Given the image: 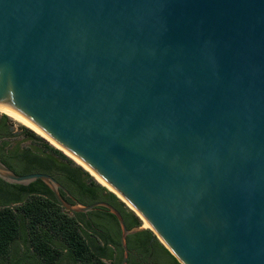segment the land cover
Here are the masks:
<instances>
[{
	"label": "water",
	"instance_id": "obj_1",
	"mask_svg": "<svg viewBox=\"0 0 264 264\" xmlns=\"http://www.w3.org/2000/svg\"><path fill=\"white\" fill-rule=\"evenodd\" d=\"M0 110L103 180L180 264H264V0H0ZM0 179H39L68 212L105 207L126 263L140 228L112 204L1 161Z\"/></svg>",
	"mask_w": 264,
	"mask_h": 264
},
{
	"label": "trees",
	"instance_id": "obj_2",
	"mask_svg": "<svg viewBox=\"0 0 264 264\" xmlns=\"http://www.w3.org/2000/svg\"><path fill=\"white\" fill-rule=\"evenodd\" d=\"M3 135L0 137V160L17 159L24 173L45 172L52 175L82 204L103 200L115 206L122 214L125 226L130 229L140 225V219L111 192L105 190L82 167L74 164L66 154L32 131L24 129L28 136L42 140L40 149L10 147L6 139L9 131L2 116ZM0 187H12L18 192L32 194L17 206L0 205V264H110L101 256H111L119 245L117 222L112 214L91 212L95 225L83 219L85 212H68L55 200L52 192L39 179L27 185L8 184L0 179ZM61 195L64 198L63 192ZM103 208V206H96ZM88 213V212H87ZM101 223L116 227V237H99L97 228ZM128 250L160 251L166 264H180L156 239L149 229L128 234Z\"/></svg>",
	"mask_w": 264,
	"mask_h": 264
},
{
	"label": "flooded vegetation",
	"instance_id": "obj_3",
	"mask_svg": "<svg viewBox=\"0 0 264 264\" xmlns=\"http://www.w3.org/2000/svg\"><path fill=\"white\" fill-rule=\"evenodd\" d=\"M3 123H4L3 117L0 116V137H1V135L4 134V132L2 131V127H1ZM5 125L7 127V130L10 131L11 125L7 124V122H5ZM3 163L6 166H8L10 169H12L17 174H26L22 171L21 164L17 159H5V162L3 161ZM31 194H32V191L18 192L17 190H15L12 187H8V188L0 187V205L1 204H9L10 206H17V205L21 204L22 201L25 200L26 198H28ZM63 194H64V198L70 202H72V198L76 199V197L73 196L70 192H69V194L71 197L67 196L65 193H63ZM94 211H96L97 213H101V214H111L106 208L105 209H103V208L93 209L92 208L91 210L87 211L88 213L85 212L86 214L83 217L85 222L90 226H94L96 223L95 222L96 219H95L94 215L91 213ZM119 213L122 217V214L120 211H119ZM115 220H116V218H115ZM116 222H117V220H116ZM100 225L101 226L97 228L99 237H101V236L102 237H107V236L108 237H116V227L114 225H112L111 223H109V224L108 223H104V224L101 223ZM117 226L119 229L118 222H117ZM127 236H126V240H127ZM118 239H119V237H118ZM160 255H161L160 251H154V250L141 251V250H138L136 248H131L128 250V254L126 257V263L125 264H166V260L163 259L162 257H160ZM100 256H101V259L103 261H107V263H110V264H121L122 263V250L118 249V248H116L114 250V252L112 253L111 256H108V257H106V255H104V256L100 255ZM62 264H66V261H62ZM75 264H82V263L77 262Z\"/></svg>",
	"mask_w": 264,
	"mask_h": 264
},
{
	"label": "rangeland",
	"instance_id": "obj_4",
	"mask_svg": "<svg viewBox=\"0 0 264 264\" xmlns=\"http://www.w3.org/2000/svg\"><path fill=\"white\" fill-rule=\"evenodd\" d=\"M0 115L1 116H6V122H7V124H9V125H11L12 126V128H11V130L9 131V133H8V136L6 137V139H7V141H8V143H9V146L10 147H18L19 149H25V148H29V149H33V150H35V149H40V148H42V146H43V142H42V140L43 141H46L48 144H50L51 146H53V147H55L54 145H53V143L51 142H49V141H47V139H45L43 136H41L40 134H38V133H36L35 131H33V130H31L30 128H28V127H26L25 125H23V124H20V123H17V122H15L12 118H10L7 114H5L3 111H0ZM24 129H27V130H30V131H32L34 134H36L37 136H39L42 140H40V139H35V138H31V137H29L28 136V134H27V132L26 131H24ZM55 148H57V147H55ZM58 149V148H57ZM66 156H68V158H70L71 159V161L74 163V164H76V165H78V166H80V167H82L81 165H79L77 162H75L69 155H66ZM82 169L84 170V171H86L93 179H95L94 178V176L91 174V173H89V171H87L86 169H84L83 167H82ZM96 180V179H95ZM97 181V180H96ZM98 182V181H97ZM101 186H103L104 188H105V190L106 191H108V192H111V193H113L117 198H118V200L120 201V202H122V204H123V206L125 207V208H127V209H130V210H132L134 213H135V211L124 201V200H122L120 197H118L114 192H112L110 189H108L105 185H103V184H101L100 182H98ZM136 214V213H135ZM137 216H138V218L140 219V225L138 226L140 229H149V230H151V228L148 226V227H144L143 226V219L138 215V214H136ZM151 232L154 234V236H156L155 235V233L151 230ZM157 239V238H156ZM159 241V240H158ZM160 242V241H159ZM106 263H107V261H105Z\"/></svg>",
	"mask_w": 264,
	"mask_h": 264
},
{
	"label": "bare ground",
	"instance_id": "obj_5",
	"mask_svg": "<svg viewBox=\"0 0 264 264\" xmlns=\"http://www.w3.org/2000/svg\"><path fill=\"white\" fill-rule=\"evenodd\" d=\"M0 111H2V110H0ZM46 139V138H45ZM47 141H49L48 139H47ZM50 142V141H49ZM51 143V142H50ZM54 145V144H53ZM55 146V145H54ZM55 147H57V146H55ZM58 148V147H57ZM58 149H60V148H58ZM61 150V149H60ZM64 152V151H63ZM65 153V152H64ZM66 155H68L67 153H65ZM70 156V155H69ZM71 157V156H70ZM72 158V157H71ZM75 162H77L79 165H81L84 169H86L87 171H89V173H91L93 176H94V178L98 181V182H100L101 184H103V185H105L108 189H110L111 191H113V189L110 187V186H108L103 180H101L97 175H95L91 170H89L87 167H85L84 165H82L80 162H78L77 160H75L74 158H72ZM119 196V195H118ZM122 200H123V198L121 197V196H119ZM143 226H144V224H143ZM144 227H148V226H144Z\"/></svg>",
	"mask_w": 264,
	"mask_h": 264
}]
</instances>
